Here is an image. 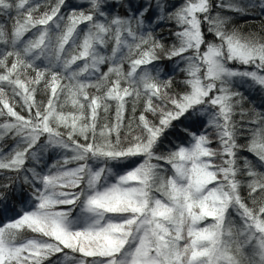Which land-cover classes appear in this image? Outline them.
<instances>
[{"label": "snow or ice", "instance_id": "obj_1", "mask_svg": "<svg viewBox=\"0 0 264 264\" xmlns=\"http://www.w3.org/2000/svg\"><path fill=\"white\" fill-rule=\"evenodd\" d=\"M45 4L0 0V264H264V40L223 14L264 0Z\"/></svg>", "mask_w": 264, "mask_h": 264}, {"label": "trees", "instance_id": "obj_2", "mask_svg": "<svg viewBox=\"0 0 264 264\" xmlns=\"http://www.w3.org/2000/svg\"><path fill=\"white\" fill-rule=\"evenodd\" d=\"M78 2L79 0H66V5L64 8L61 9V12L62 11L65 12L67 7L71 6L70 4L72 3L77 4ZM54 3H55V0H51V4H54ZM256 3L259 4L258 0H256ZM45 10H46V4L44 2L43 4H41V7L39 8V11L36 13V15L43 13ZM120 14L122 15L124 14L123 9H120ZM223 14L229 15L233 18L232 22L235 28L238 29L243 35H250V36L259 38L261 40H264V13L261 12L259 7H256L255 9H253L252 13L249 15L241 16L239 14L231 13V12H225ZM176 30L177 29L174 26L170 27L169 25L165 24L164 26L160 27L156 32H154V35H156V37L160 39L161 42L164 43L166 47H168V46H171V44L175 42V37L171 35V32L176 31ZM31 33L32 32H29L27 35L31 36L32 35ZM207 38L213 39V37L211 36H208ZM0 47H2V45H0ZM182 66L183 65H181V67ZM160 67L163 69L164 72L172 73L174 75V81H180L184 77V73L182 72H178V71L173 72V70L176 68L174 60L172 61L162 60L160 62ZM106 68L107 66H103L102 71H106ZM125 68L127 69V65H125ZM174 87L176 88L177 91H180L182 88V85L174 84ZM238 90L243 92L246 99H244L242 101V104L237 108V115L234 117L235 120L237 121L240 120V116H239L240 108H243L248 113V116L245 117V119L250 118L252 116L253 111H259V112L264 113V92H261L258 88H249L247 86H242V85L238 87ZM90 91H94V90H90ZM36 98L37 100H43L44 102L47 101V95L40 91L37 92ZM142 104L143 102L141 101V104L138 105L137 107V113H136L137 116L142 111ZM17 111H20L19 107H17ZM146 115H148L149 119H155L151 114H146ZM4 119L6 118H0V122H3ZM127 119H128V114H126L125 116L126 121ZM209 131H211V129H209ZM121 135L123 137L124 135L123 132L121 133ZM184 139L185 138L179 134H174V135L169 136V140L172 141L173 143H180ZM240 142L243 143L244 142L243 139ZM14 143L15 141L13 139L6 136L3 141H0V147L3 148V151L5 153H7ZM171 146L172 145L169 144L168 141H165V145L162 146L161 151H167V148ZM212 146L217 147V144L214 143ZM245 155H248V154L245 153ZM45 159L47 160L48 163H51V161L55 159V156L52 152H49ZM249 159H252V156L249 155ZM43 163L44 162L42 161V164L40 166H37L34 164L33 161H28V164L26 165V167L35 166L37 167V170L39 171L40 167L43 166ZM8 175H14V174L7 172V170H0V183L5 182L4 178L5 176H8ZM26 191L27 189H25V193ZM241 194L242 196L245 197L246 202H248L249 205L251 206V202H250V199L248 198V191L246 187L242 186ZM256 195L259 196V192H257ZM24 199L25 200L27 199L26 194L24 196ZM11 204L16 210H20L23 207L19 196L11 198ZM13 214H14L13 212H9L8 216H12ZM0 219H3V216H0ZM53 259H55V257H53Z\"/></svg>", "mask_w": 264, "mask_h": 264}, {"label": "rangeland", "instance_id": "obj_3", "mask_svg": "<svg viewBox=\"0 0 264 264\" xmlns=\"http://www.w3.org/2000/svg\"><path fill=\"white\" fill-rule=\"evenodd\" d=\"M45 2V0H36V3H39V4H43ZM258 3H259V0H258ZM76 3H72V4H70L71 6L72 5H75ZM68 6V5H67ZM69 7V6H68ZM67 7V8H68ZM62 13H63V11H62ZM122 15V14H121ZM81 27H83V26H81ZM33 32L34 31H36L35 29H33L32 30ZM32 34V33H31ZM106 70H107V68H106ZM242 86H244V85H242ZM46 103V102H45ZM236 222H237V226H239V218L238 217H236Z\"/></svg>", "mask_w": 264, "mask_h": 264}]
</instances>
